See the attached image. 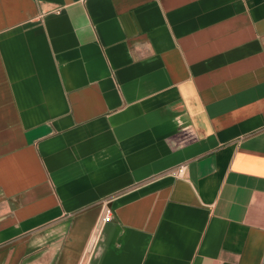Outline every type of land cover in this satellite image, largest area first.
I'll return each instance as SVG.
<instances>
[{
    "label": "crops",
    "instance_id": "1",
    "mask_svg": "<svg viewBox=\"0 0 264 264\" xmlns=\"http://www.w3.org/2000/svg\"><path fill=\"white\" fill-rule=\"evenodd\" d=\"M0 264H264V0H0Z\"/></svg>",
    "mask_w": 264,
    "mask_h": 264
},
{
    "label": "built area",
    "instance_id": "2",
    "mask_svg": "<svg viewBox=\"0 0 264 264\" xmlns=\"http://www.w3.org/2000/svg\"><path fill=\"white\" fill-rule=\"evenodd\" d=\"M185 167L184 166H181L176 172H175V175L176 176H183L184 173H185ZM112 219V214H111V211L110 210H107L106 211V214L104 216V218L102 219V222L103 223H106V222H110V220Z\"/></svg>",
    "mask_w": 264,
    "mask_h": 264
}]
</instances>
